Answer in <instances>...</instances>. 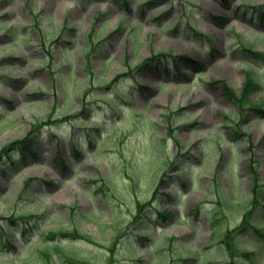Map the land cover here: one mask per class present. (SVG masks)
I'll return each instance as SVG.
<instances>
[{"label": "rangeland", "instance_id": "1", "mask_svg": "<svg viewBox=\"0 0 264 264\" xmlns=\"http://www.w3.org/2000/svg\"><path fill=\"white\" fill-rule=\"evenodd\" d=\"M251 42L264 53V0H0V150L38 126L36 154L8 152L16 168L0 152V262L264 264L253 227L236 233L249 260L219 243L264 204ZM248 71L256 101L230 99ZM254 215L264 230V206ZM77 229L89 238L47 237Z\"/></svg>", "mask_w": 264, "mask_h": 264}, {"label": "trees", "instance_id": "2", "mask_svg": "<svg viewBox=\"0 0 264 264\" xmlns=\"http://www.w3.org/2000/svg\"><path fill=\"white\" fill-rule=\"evenodd\" d=\"M263 14L261 13V16ZM252 43H249L248 46H250L249 48L251 49V51L253 53H256L258 54L259 56H264L263 53H259L257 50H255L253 48V45L251 46ZM158 57L160 56H155L154 59H157ZM152 58V57H151ZM150 60H147L145 61V63H142L140 67H142L141 69H143V66H145V64H149ZM145 69V68H144ZM140 70V69H139ZM259 82H256L254 77H252V72H249L248 71V76H247V79L246 81L244 82L243 86H242V90H241V93L240 94H237V89L235 88H231L229 89L230 92H228V96L231 98L230 99H236L239 100V101H242V100H245L246 101L248 100V102H255L256 100L254 98H250V95L253 93L254 90H257L259 89ZM253 86L255 88H253ZM226 87V86H225ZM253 89V90H252ZM230 93V95H229ZM238 105L241 104V102H236ZM172 113V112H171ZM171 113L169 114H166V116L168 118L171 117ZM68 117V116H66ZM70 118V117H68ZM88 120H91L88 119ZM86 122V119H77L76 120V124L79 125V126H84ZM98 123H101L100 120H97ZM34 127V126H33ZM38 126L36 125V127L32 128L31 132L29 133V135L23 139H21L20 141H12L10 142V144L8 145H5L2 147V149L0 150L1 152V155H4L5 159L6 157L8 156L9 159H4L3 162L4 164L1 165L2 169L4 170L6 168V165L7 164H13V167L16 168V164L14 165V161H15V154L13 152L11 153H8L10 152V150L14 149V150H19L20 153L22 154V156H25V152L26 151H29L30 153H34L36 154V150H34V146L36 144V142L38 141L37 137H38ZM88 136L92 137V131H90L88 133ZM13 151V150H12ZM8 153V155L6 156L5 154ZM6 163V165H5ZM184 170V169H183ZM164 182V178L161 179L159 185L161 186ZM28 183H30L28 181ZM160 190H158L156 193H154V197L157 196V194L159 193ZM153 197V198H154ZM152 201V200H151ZM151 201H150V204H151ZM253 206L247 210V212L244 214V217H243V220L241 222V224L239 225V227H237L236 229H233V230H229L226 234L225 237H222L223 239H221L219 242L220 244H226L227 245V248H229V252H230V256L233 258V261L235 260V258L239 257V256H243L245 258H247L248 260L251 259V255H252V251L248 250L246 247H244V245L238 241L239 237L237 236V232L240 231L241 229H247L248 226H251L253 225V219H254V214H255V211L258 209V206H261V202L260 200L258 199V195L255 196L254 200H253ZM146 206H144L142 203L140 204V215H137L136 216V219H138L142 213H147L146 212ZM145 211V212H144ZM166 212V208H163L160 215L162 216L164 213ZM3 218V217H2ZM14 220V219H13ZM12 220V221H13ZM218 220L216 219L214 221V224L217 222ZM255 226V228H257V231H258V234H260L261 236H264V230L261 229L260 227L258 228L256 225H253ZM240 229V230H238ZM78 231L76 233H70V234H65L61 231H57L56 230H50L48 231V234H47V237L48 238H52V240H55V238H57V236L59 234L63 235V236H66V235H70L73 239L77 240L78 238H89L88 235L84 234V233H81L79 231V229H77ZM28 231H31L29 229H25L24 230V236L25 234L28 232ZM10 248V251L12 252L13 249L15 250L17 247H15L13 244L9 246ZM62 245L57 243V244H52V245H49L46 247H44L43 249L40 250V255L44 258V260L48 261L50 260L53 256V254H62L63 250H62ZM66 257H68L67 255H65ZM7 262L6 260L3 261V262H0V264H7L5 263ZM68 264H82L81 260H77L74 256H72L70 259L67 260ZM234 264H236V261H234Z\"/></svg>", "mask_w": 264, "mask_h": 264}, {"label": "bare ground", "instance_id": "3", "mask_svg": "<svg viewBox=\"0 0 264 264\" xmlns=\"http://www.w3.org/2000/svg\"><path fill=\"white\" fill-rule=\"evenodd\" d=\"M65 3H62V6H64Z\"/></svg>", "mask_w": 264, "mask_h": 264}]
</instances>
